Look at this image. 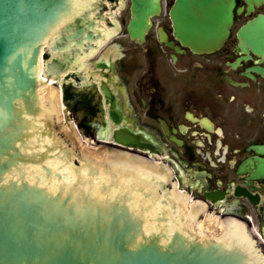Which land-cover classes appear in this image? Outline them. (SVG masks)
Segmentation results:
<instances>
[{"label":"water","instance_id":"water-1","mask_svg":"<svg viewBox=\"0 0 264 264\" xmlns=\"http://www.w3.org/2000/svg\"><path fill=\"white\" fill-rule=\"evenodd\" d=\"M87 2L0 0V264H264L244 222L222 221L138 160L57 124L53 95L40 88L54 80L57 93L62 81L70 107L66 73L103 39ZM232 5L177 0L175 35L194 52L215 51ZM158 9L132 0L133 39H143Z\"/></svg>","mask_w":264,"mask_h":264},{"label":"flooded vegetation","instance_id":"flooded-vegetation-1","mask_svg":"<svg viewBox=\"0 0 264 264\" xmlns=\"http://www.w3.org/2000/svg\"><path fill=\"white\" fill-rule=\"evenodd\" d=\"M156 1L159 12L139 42L126 29L131 0L104 8L115 10L104 23L118 30L123 51L118 85L104 97L106 137L168 164L195 199L264 237V0H233L230 34L209 53L175 36L176 0ZM101 65L107 76L114 67Z\"/></svg>","mask_w":264,"mask_h":264},{"label":"rangeland","instance_id":"rangeland-1","mask_svg":"<svg viewBox=\"0 0 264 264\" xmlns=\"http://www.w3.org/2000/svg\"><path fill=\"white\" fill-rule=\"evenodd\" d=\"M127 46L133 48V45H127ZM113 54H114V46H113L111 41H108V43L96 55H94L92 58L86 60V62H85L86 67L82 73V76L85 78V80L88 81V78L91 74V71L93 72L94 70H96L95 68L102 58H104L105 60H108L109 57H111V55H113ZM118 63L119 62H116V63L114 62L113 71L110 72V78H109L110 85H114V79L116 78V75H119L120 70L117 67ZM132 64H133V61H131V65ZM83 67L84 66H82V68ZM93 78H94L93 79L94 81L100 79V78H98V76H95V75ZM110 128H112L111 125H110Z\"/></svg>","mask_w":264,"mask_h":264}]
</instances>
